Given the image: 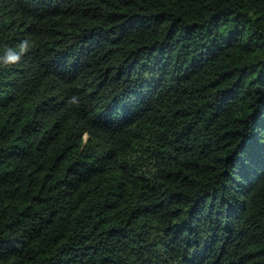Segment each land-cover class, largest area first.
Listing matches in <instances>:
<instances>
[{"label": "trees", "instance_id": "1", "mask_svg": "<svg viewBox=\"0 0 264 264\" xmlns=\"http://www.w3.org/2000/svg\"><path fill=\"white\" fill-rule=\"evenodd\" d=\"M23 40L0 264H264V0H0Z\"/></svg>", "mask_w": 264, "mask_h": 264}, {"label": "clouds", "instance_id": "2", "mask_svg": "<svg viewBox=\"0 0 264 264\" xmlns=\"http://www.w3.org/2000/svg\"><path fill=\"white\" fill-rule=\"evenodd\" d=\"M30 42L23 40L17 48L6 47L4 52L0 54V67L8 68L20 62L21 57L30 50ZM71 103H77L76 97L70 98Z\"/></svg>", "mask_w": 264, "mask_h": 264}]
</instances>
